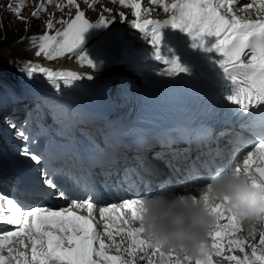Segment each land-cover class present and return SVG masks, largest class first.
<instances>
[{
	"label": "snow or ice",
	"instance_id": "obj_1",
	"mask_svg": "<svg viewBox=\"0 0 264 264\" xmlns=\"http://www.w3.org/2000/svg\"><path fill=\"white\" fill-rule=\"evenodd\" d=\"M67 2L76 8L75 16L70 21H58L66 26L54 35L49 31L53 29L54 22L47 20L44 33L30 38L39 40L35 55H43L50 61L65 54L69 58L75 55L79 63H86L95 70L92 61L80 50L83 34L93 26L107 27L113 21L101 14L96 22H90L76 0ZM149 2L160 4L165 12L170 13L169 18L142 19V14L149 11L142 7V0H119V4L130 8L131 16L135 17L131 22L132 28L151 36V43L157 49L161 39L159 30L163 26L187 33L195 42L194 47L197 44L203 47L204 37H214L215 42L206 51L215 52L221 58L219 66L232 84V95L227 97L229 102L244 111L264 104V0H253L239 9L247 13L255 5L258 14L255 20L236 14L237 0H173L170 5L165 4L164 0H143V3ZM17 3L22 6L23 0H17ZM19 6L15 8V14L27 23L26 18L19 16ZM56 7L60 9L63 6L57 4ZM9 9H12L11 5ZM43 10L44 5L40 4L31 16L38 17ZM119 19L124 22L127 18L121 12ZM28 27H31L30 23ZM157 59H160L158 54ZM163 63L166 65L164 74L171 76L184 71L176 58L164 60ZM24 70L27 77L33 80L36 79L35 74H42L57 90L60 88L59 81L68 84L84 78L75 71H57L33 63L25 64ZM86 78L93 79L92 76ZM11 126L16 127L14 123ZM17 134L28 141L29 137L22 128L17 130ZM22 155L30 156L37 164L44 159L27 146ZM157 158H162L161 154H157ZM166 163L173 167L171 160ZM191 168L198 171L195 163ZM174 170L181 171L180 168ZM234 171L237 174L243 172L254 187L264 191V140L255 142L252 149L243 155L242 161L234 164ZM202 187L206 188L207 183ZM46 189H54L57 199H71L70 206L52 209L47 205H36L26 208L16 199L0 193V222L10 224L15 229L0 233V264H135L137 257L146 258L148 264H213L212 257L222 255L226 244L228 252L238 250L243 256L227 255L224 259L234 264H264V231L259 233L258 243L246 244L255 236L256 229L248 230L247 236H239L238 233L245 230L223 203L208 207L209 213L215 217V225L199 252L192 256L155 247L145 239L143 229L134 226L140 220L138 205L142 198L125 199L119 206L100 207L99 215L104 221L101 233L93 220L98 202L94 190L73 185L67 176L47 166L43 171V184L32 187L30 191L42 197ZM185 193L191 194L194 199L202 197L208 204L206 193ZM73 209H86L87 215H80ZM102 235H106L112 243L105 244ZM114 235L121 237L120 242L114 240ZM125 242L127 247H122ZM113 247L116 249L115 255L110 254ZM246 248H250L251 252H247Z\"/></svg>",
	"mask_w": 264,
	"mask_h": 264
},
{
	"label": "clouds",
	"instance_id": "obj_2",
	"mask_svg": "<svg viewBox=\"0 0 264 264\" xmlns=\"http://www.w3.org/2000/svg\"><path fill=\"white\" fill-rule=\"evenodd\" d=\"M204 199L172 189L145 196L138 205L145 239L164 250L195 256L214 228L215 217L208 211L212 204L223 203L245 230L264 229V191L258 190L234 166L217 168L209 177Z\"/></svg>",
	"mask_w": 264,
	"mask_h": 264
},
{
	"label": "bare ground",
	"instance_id": "obj_3",
	"mask_svg": "<svg viewBox=\"0 0 264 264\" xmlns=\"http://www.w3.org/2000/svg\"><path fill=\"white\" fill-rule=\"evenodd\" d=\"M64 2V1H63ZM65 3V2H64ZM158 8H154V7ZM161 5L160 4H148L147 9L148 12L143 13L142 19H155L154 12L157 14H161L160 11ZM160 11V12H159ZM243 15H250V11L248 10L247 13L241 12ZM86 14V13H85ZM147 14V16H145ZM167 19V18H166ZM156 20V19H155ZM162 20V19H160ZM116 26V24H114ZM164 29L168 28V26H163ZM163 27L160 28V43L157 49L151 43V36L141 33L139 30L129 27L126 29L123 27L121 28H109L107 34L110 36V39L103 40L100 42L99 45V58L104 60L107 67L114 68L115 63H109L107 58L113 52L118 51V42L117 39H120L124 44L132 39L139 38L141 43L147 45L149 48H153L154 50L158 51L161 50L163 54V60H172L176 58L179 64L182 66L184 71L179 72L175 75H172L170 78L167 76H163L161 79L153 80L149 79L145 86H142L141 95L145 97L143 101H140V104H147L149 102V97L154 96L157 93H174L181 89H197V91H203L210 89L209 82L212 80L211 77L216 72V70L220 67L219 66V59L215 55V52H208L206 49L210 48L212 44L215 42L214 37H204V45L203 47L193 46L195 43L187 33L181 31H174L171 36L164 32ZM172 30V29H171ZM173 31V30H172ZM90 33V29L83 34V38ZM170 44V45H169ZM162 47V48H161ZM118 54V53H117ZM120 54V53H119ZM114 55V54H113ZM68 56V54H67ZM125 59V58H124ZM60 60V59H59ZM123 61V60H122ZM31 62V61H30ZM29 62V63H30ZM35 62V61H34ZM33 63V62H32ZM37 63V62H35ZM34 64V63H33ZM44 64L45 68H49L52 70H63V71H75L80 76L84 77L81 79L82 81L87 79V76H92V81L100 83V89L93 92L91 91L92 86H89L88 83H85V86L76 85V81H71L68 84H65L63 81H59L60 88L57 90L54 86L49 84L46 79L43 78L42 74H35L36 79L28 78V84H34L37 86L38 89L46 88L48 89L52 95L61 96L60 103L65 106V108L73 110L74 112H78L82 105L88 102L89 97L91 95H99L102 99H107V95L113 94V91L116 89L109 91L106 88V81L108 76L112 73H103L102 70H93L89 68H85L78 65L73 64V61H67V57L63 60L55 64L50 63H42ZM121 63L116 66V72H120L121 69L119 68ZM198 66L197 73H191V71H196ZM79 68V69H78ZM77 69L80 71H77ZM149 73V72H148ZM153 73V72H152ZM162 73V72H161ZM151 78V77H149ZM208 80V81H207ZM123 118L126 119V124H135L136 120L129 116V112L127 111L125 114H121ZM0 147L4 148L2 143L0 142ZM63 149L67 150L68 145H63ZM64 152L62 153V161H63V169L69 168L71 166L70 160ZM53 159L59 163L56 157ZM87 166V164H86ZM76 170L79 171V175L81 176L80 182H86L87 174H91L90 171L86 170L83 172V166H79ZM87 184V183H86ZM114 203V202H113ZM115 204V203H114ZM108 206V205H107ZM7 253H5L6 255ZM138 264H148L147 259L138 262Z\"/></svg>",
	"mask_w": 264,
	"mask_h": 264
},
{
	"label": "rangeland",
	"instance_id": "obj_4",
	"mask_svg": "<svg viewBox=\"0 0 264 264\" xmlns=\"http://www.w3.org/2000/svg\"><path fill=\"white\" fill-rule=\"evenodd\" d=\"M56 1H58V0H50V2H49V0H43L40 4L44 5V10L40 12L38 17H32L29 15L31 14L32 9L36 8V5H35L37 3L36 0L34 3L33 2L31 3V0H23L22 6H19L17 2L12 3L11 4L12 9L11 10L9 9L10 0H0V38H2V36L4 34L8 35L10 33H15L17 35L16 36V42L20 41L22 36L28 37V39H29L28 49L30 46L35 45L37 48V49H34V51H33L35 53V51L38 50L39 40L38 39L37 40H31L30 38L32 36H39V35L44 33V31H45L44 25H45V22L47 21V19H52L54 22L53 29L49 30L50 34H52L57 29H58L57 31H61L66 26L64 23H58V21H65V15H64V13H62V10L69 7V5L68 4L63 5L62 8H60V9L56 8L57 9L56 10L55 8H53L51 6V2H56ZM33 4H34V7H33ZM62 4H64L63 1H62ZM18 6L20 7L19 16L26 18L27 23L25 20H21V19L17 18L14 10ZM98 10L100 12L93 11L92 14L98 13L100 16V14L102 13L103 15L108 16V14L104 10H102L100 8H98ZM68 11L71 14L73 12V8H70ZM145 16H147V14ZM112 17L114 18L116 16L113 14ZM145 19H147V18H145ZM29 23L31 24L30 28L28 27ZM112 24L114 25V23H112ZM26 28L28 29L27 31H26ZM102 41L103 40H100V42H102ZM96 43H98V41H87L85 43L82 51L89 57V59L92 61L93 64L98 65L99 61L97 60V56H99V45H100V43L95 47ZM95 48H97V51ZM86 50H89V52H86ZM30 51H31V49H30ZM33 52L32 53L27 52V53H31V54H29L27 58L23 57V58H26V61H27L26 62L23 60V58H14L11 56L10 53H9L10 55H6L7 52L0 51V83L5 85V83H6L5 78L7 77V78L11 79L13 77L14 71H19L20 69L24 68V65L29 63L28 62L29 60L31 61L30 63L33 62L34 64H39L41 67H44V64H42V63L55 64V63L59 62L60 60H63L66 57H67V61H71V62L73 61V64H75V65H78V64L75 63L74 61H77L79 63V61L76 59L75 55H73L71 58H69L67 56V54H65V56L58 57L55 60L50 61V60L45 59L43 57V55H41L40 57H37ZM97 53H98V55H97ZM119 53H120L119 50L116 52H113V54L117 56L118 62L121 63V66L119 68L121 69L122 65L125 68L127 65H129V63L128 62L126 63V61H125L126 60L125 54H121V53L119 54ZM34 61L37 63H35ZM81 65L82 64H80V66ZM83 65L87 66L86 63ZM85 68L91 69L90 67H85ZM78 69H77V71H79ZM136 69L139 70L138 78L141 81H144L143 77H146V76L151 77L150 79H153V80L161 79L163 76H167L168 78H170L172 76V75L170 76V75L164 74V71H153V73H152V71H149L147 68L145 69V68H141V67H137V66L134 67V70H136ZM109 72H110V70H109ZM79 75H80V73H79ZM76 82H77L76 85H81V86H85V83L87 82L89 86H92L91 91H93V92L99 90L101 87L100 83H97V82L89 80V79H85L83 81L77 80ZM54 113H56L57 116L59 117V115L62 114V111L58 110L56 112L54 109Z\"/></svg>",
	"mask_w": 264,
	"mask_h": 264
},
{
	"label": "trees",
	"instance_id": "obj_5",
	"mask_svg": "<svg viewBox=\"0 0 264 264\" xmlns=\"http://www.w3.org/2000/svg\"><path fill=\"white\" fill-rule=\"evenodd\" d=\"M16 36L17 35L15 33H10L8 35L4 34L2 38H0V51H5L7 52L6 55L11 54V56L14 58L27 57L29 54L32 53V49H31L32 46H30L28 49L29 41L25 36H22L21 40L16 42ZM27 52H31V53H27Z\"/></svg>",
	"mask_w": 264,
	"mask_h": 264
}]
</instances>
